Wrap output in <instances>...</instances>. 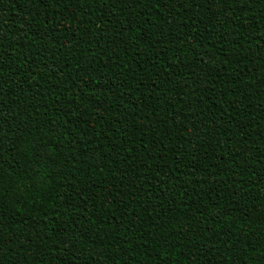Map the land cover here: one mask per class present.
<instances>
[{"label": "trees", "instance_id": "16d2710c", "mask_svg": "<svg viewBox=\"0 0 264 264\" xmlns=\"http://www.w3.org/2000/svg\"><path fill=\"white\" fill-rule=\"evenodd\" d=\"M0 264H264V0H0Z\"/></svg>", "mask_w": 264, "mask_h": 264}]
</instances>
